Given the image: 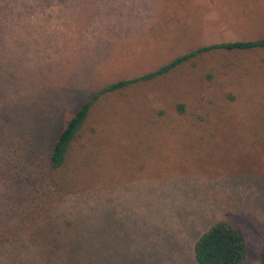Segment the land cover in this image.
Returning a JSON list of instances; mask_svg holds the SVG:
<instances>
[{
    "label": "rangeland",
    "instance_id": "obj_1",
    "mask_svg": "<svg viewBox=\"0 0 264 264\" xmlns=\"http://www.w3.org/2000/svg\"><path fill=\"white\" fill-rule=\"evenodd\" d=\"M262 37L264 0H0V264H196L216 221L259 264L264 48L198 53L99 94L64 163L45 161L103 86Z\"/></svg>",
    "mask_w": 264,
    "mask_h": 264
},
{
    "label": "trees",
    "instance_id": "obj_2",
    "mask_svg": "<svg viewBox=\"0 0 264 264\" xmlns=\"http://www.w3.org/2000/svg\"><path fill=\"white\" fill-rule=\"evenodd\" d=\"M264 48V37L250 41H234L212 43L200 46L192 51L174 57L167 63L160 65L156 69L142 75L129 79H121L107 84L92 94L91 97L80 102L73 115L64 123L57 132L45 161V171L52 172L59 168L65 159L67 147L74 137L79 125L83 121L92 102L103 92H111L132 84L149 81L166 72L176 68L198 53L222 49V50H242ZM34 190V189H32ZM32 190L27 193L32 194ZM14 235V234H11ZM4 246H0V253L4 251ZM192 258L196 264H241L245 258V245L243 236L237 229L224 221H216L203 230L194 240L191 246ZM259 264H264V247L258 254Z\"/></svg>",
    "mask_w": 264,
    "mask_h": 264
},
{
    "label": "crops",
    "instance_id": "obj_3",
    "mask_svg": "<svg viewBox=\"0 0 264 264\" xmlns=\"http://www.w3.org/2000/svg\"><path fill=\"white\" fill-rule=\"evenodd\" d=\"M259 1H261V0H259ZM252 8H253V5L252 4H249L248 7L243 8L241 10H243L245 13H249L250 12L249 10L252 9Z\"/></svg>",
    "mask_w": 264,
    "mask_h": 264
}]
</instances>
